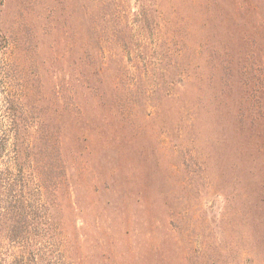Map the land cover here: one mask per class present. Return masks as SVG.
<instances>
[{
	"label": "rangeland",
	"instance_id": "obj_1",
	"mask_svg": "<svg viewBox=\"0 0 264 264\" xmlns=\"http://www.w3.org/2000/svg\"><path fill=\"white\" fill-rule=\"evenodd\" d=\"M11 99L70 263L264 264V0H3L0 174Z\"/></svg>",
	"mask_w": 264,
	"mask_h": 264
},
{
	"label": "trees",
	"instance_id": "obj_2",
	"mask_svg": "<svg viewBox=\"0 0 264 264\" xmlns=\"http://www.w3.org/2000/svg\"><path fill=\"white\" fill-rule=\"evenodd\" d=\"M23 105L18 99L8 103L13 159L0 174V264L6 260L4 242L16 248L15 264H72L51 225L56 217L50 210L66 171L60 146L45 129H30Z\"/></svg>",
	"mask_w": 264,
	"mask_h": 264
}]
</instances>
